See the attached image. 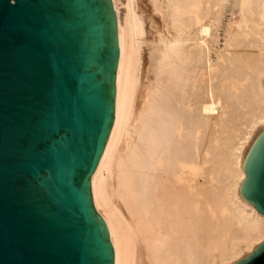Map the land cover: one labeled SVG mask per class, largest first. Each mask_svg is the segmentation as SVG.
Returning a JSON list of instances; mask_svg holds the SVG:
<instances>
[{
  "label": "bare ground",
  "instance_id": "obj_1",
  "mask_svg": "<svg viewBox=\"0 0 264 264\" xmlns=\"http://www.w3.org/2000/svg\"><path fill=\"white\" fill-rule=\"evenodd\" d=\"M114 119L91 176L114 264H234L264 241L240 185L264 130V0H111Z\"/></svg>",
  "mask_w": 264,
  "mask_h": 264
},
{
  "label": "water",
  "instance_id": "obj_2",
  "mask_svg": "<svg viewBox=\"0 0 264 264\" xmlns=\"http://www.w3.org/2000/svg\"><path fill=\"white\" fill-rule=\"evenodd\" d=\"M118 57L111 0H0V264H114L90 179ZM243 169L264 215V130ZM234 264H264V241Z\"/></svg>",
  "mask_w": 264,
  "mask_h": 264
}]
</instances>
